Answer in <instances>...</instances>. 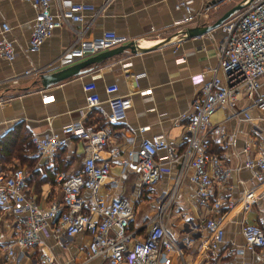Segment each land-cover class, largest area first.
<instances>
[{
  "label": "built area",
  "instance_id": "obj_1",
  "mask_svg": "<svg viewBox=\"0 0 264 264\" xmlns=\"http://www.w3.org/2000/svg\"><path fill=\"white\" fill-rule=\"evenodd\" d=\"M33 6V16L27 34L25 50H37L42 39L53 28L66 26L73 33L72 41L60 52L72 59L92 54L100 49L125 42V35L102 31L98 37L83 36L85 27L78 28L73 22L85 24L102 13L110 0H99L93 4L84 0H26ZM238 0H174L173 8L180 14L173 19L175 25L200 22L220 2L233 4ZM222 36L216 44L215 64L204 72L199 90L191 99L186 111L184 144L178 147L159 134L142 137L134 147L116 151L105 147L106 132L102 127L73 118L58 131L48 129L42 133H31L32 154L50 155L67 144L72 137L83 141L80 169L66 173L55 171L53 177L59 184V198L45 205L34 201L25 192L26 171L15 165L0 171V210L12 216V237L5 244L3 264H14L17 253L14 245L30 251V264H59L49 248H36L41 242L39 232L48 233L57 245H64L66 238L83 232L87 235L84 257L73 264L99 257L98 264H184L181 246L167 229V217L173 212V196L180 178L187 177L190 188L187 199L202 204L207 210L216 211L198 219L186 217L190 229L202 227L205 234L199 237L204 250L215 252L222 240L225 210L232 201L223 197L216 189L231 173L244 168L252 183L247 186L237 178L238 203L242 211L249 209L258 198L264 201V130L251 122L253 134L246 133L236 142L237 126L227 128L223 120L210 122L208 115L217 105L230 109L225 119L231 116L235 122L248 120L249 108L257 111V121L264 122V0H247L219 23ZM8 23L0 19V56L12 59L14 41L6 32ZM24 69V73L33 71ZM82 82L84 105L96 107L108 122H118L129 105L128 93L118 94L117 85L106 84L107 93L100 105V97L94 90V77ZM145 89L139 90L144 91ZM43 95L42 99H50ZM245 104L236 108L238 99ZM209 141L221 147L218 151L209 148ZM163 150L164 158L157 157ZM231 158V161L230 159ZM226 159V160H225ZM135 174L137 186L131 197L112 194L108 197L99 192V186L109 173L112 161ZM230 161V162H227ZM187 168L189 170L187 171ZM170 169L174 170L171 187L155 199V208L142 220V231L129 228L134 200L152 188ZM243 246L253 250L264 264V217L257 220H240L239 226ZM41 244V243H40ZM172 255L177 257L173 263ZM210 264H235L232 258L217 259Z\"/></svg>",
  "mask_w": 264,
  "mask_h": 264
},
{
  "label": "crops",
  "instance_id": "obj_2",
  "mask_svg": "<svg viewBox=\"0 0 264 264\" xmlns=\"http://www.w3.org/2000/svg\"><path fill=\"white\" fill-rule=\"evenodd\" d=\"M84 1L95 5L99 3V0ZM173 2L174 0H110L102 13L96 15L89 24H85L86 17L82 21L73 22L74 27L86 26L83 36L87 39L98 37L102 31L125 35L128 39L138 40V43H149L167 36L169 39L140 51L118 52L96 62L88 70L42 87L38 81L40 71L56 69L76 60L66 54L60 55L72 41L73 33L66 26L55 27L42 39L37 50L28 52L25 50V44L33 16L32 4L26 0H0V19L8 23L6 34L14 41L12 59L0 56V136L6 130L14 128V125L17 126L15 132L22 137V128L30 134L42 133L48 129L58 131L67 121L81 118L87 124L104 128L105 147L118 152L126 147H134L140 138L154 134H159L170 143L182 147L185 113L191 99L199 90L201 78L198 72H204V78L207 69L215 64L216 44L222 36V30L218 24L199 34L181 36V33L176 31L180 25L173 23L180 10L173 8ZM229 5L231 4L220 2L202 21H191L187 25L208 23ZM28 67H33V71L24 73V69ZM92 73H97L93 79L94 90L101 99L102 107H105L103 99L107 93L103 88L106 84H116L118 94H129L130 102L120 121L108 123L96 107L87 108L84 105V90L81 84L88 80ZM145 88L146 90L139 91ZM43 95H51V98L43 100ZM244 104L243 98L238 99L235 107H242ZM230 109L225 106L218 107L212 117L219 118L222 115L220 120L224 118L223 122L227 128L237 126L238 144L246 133H254L251 122L264 130V122L257 121L254 117L257 114L255 109H248L247 113L252 115L250 121L242 120L237 123L231 116L225 119ZM82 144L81 139L72 137L66 145L50 155L37 156L31 151L29 155L34 157L32 165L24 169L26 194L41 205L59 198V184L53 177V170L59 167L66 173L79 171ZM209 148L214 151L221 149L213 141H209ZM156 156L163 159V150H158ZM229 159L231 161V158ZM16 164L23 168L26 165L25 162L19 163L16 156L0 155V171H6ZM174 173V170L170 169L152 188L134 200L129 228H135L138 234L141 233L142 220L152 213L155 199L171 187ZM237 178L242 179L247 186L252 183L248 172L241 168L238 172L228 175L216 188L219 194L228 197L232 204L228 208L218 210L226 209L222 240L215 252L204 250L203 246L199 245V237L205 234L202 227L190 229L184 222L186 217L174 219L177 214L198 219L202 215L216 212L208 211L204 205L188 200L190 183L186 175L180 178L173 196V223L167 229L181 246L184 264H210L214 260L226 258H232L235 264H262L256 248L250 250L243 246L239 226L241 219L253 221L264 217V201L258 198L249 209L242 211L238 203ZM136 186L135 174L121 169L114 160L108 175L99 186V192L107 197L112 194L131 197ZM11 222L12 216L0 210V264H3L5 244L12 237ZM38 235L41 244L36 248L45 250V244L59 264H73L83 259V248L87 241L85 233L78 232L67 237L62 246L57 245L48 233L39 232ZM14 249L17 253L14 264H30V251L15 245ZM99 261V257H92L84 260L82 264H98ZM172 261L176 263L177 257L172 255Z\"/></svg>",
  "mask_w": 264,
  "mask_h": 264
},
{
  "label": "water",
  "instance_id": "obj_3",
  "mask_svg": "<svg viewBox=\"0 0 264 264\" xmlns=\"http://www.w3.org/2000/svg\"><path fill=\"white\" fill-rule=\"evenodd\" d=\"M247 0H238L235 3L226 7L219 15H217L212 21L208 23H200L194 25H182L177 26L176 31L181 33V36H190L194 34H199L218 25L222 20L228 17L232 12L239 9ZM169 39V36L157 39L155 41H150L145 45H140L136 39H127L123 43L100 49L92 54L86 55L85 57L71 61L61 67L48 71H40L38 73V81L42 87H46L52 83L60 81L68 76L78 74L85 70H88L96 62L109 57L118 52L128 50L130 52L140 51L149 47L159 45L160 43Z\"/></svg>",
  "mask_w": 264,
  "mask_h": 264
},
{
  "label": "trees",
  "instance_id": "obj_4",
  "mask_svg": "<svg viewBox=\"0 0 264 264\" xmlns=\"http://www.w3.org/2000/svg\"><path fill=\"white\" fill-rule=\"evenodd\" d=\"M108 123H113V122H108ZM95 127H99V126H95ZM16 128L17 126L15 127L14 125V128H10L9 130H6V132L0 136V155L1 157L6 155L16 156L19 163L21 162L26 163L24 169H27L30 168L34 159L33 156L29 155L33 148L31 142V134L22 128L21 129L22 137H19L15 132ZM58 169L61 168L57 167L53 170V175L55 171ZM32 172L34 173L35 171L32 170Z\"/></svg>",
  "mask_w": 264,
  "mask_h": 264
},
{
  "label": "rangeland",
  "instance_id": "obj_5",
  "mask_svg": "<svg viewBox=\"0 0 264 264\" xmlns=\"http://www.w3.org/2000/svg\"><path fill=\"white\" fill-rule=\"evenodd\" d=\"M218 107H223L222 105H217V106H215V108L212 110V112L208 115V118H209V120H210V122H215V121H219L221 118H222V115L219 117V118H213L212 117V114L218 109ZM215 115V113L213 114V116ZM180 217H182V218H185V217H188V216H186V215H176V216H174V219H176V218H180ZM167 219H169L168 221V228H169V225H171L173 222H172V217H171V214L167 217Z\"/></svg>",
  "mask_w": 264,
  "mask_h": 264
},
{
  "label": "bare ground",
  "instance_id": "obj_6",
  "mask_svg": "<svg viewBox=\"0 0 264 264\" xmlns=\"http://www.w3.org/2000/svg\"><path fill=\"white\" fill-rule=\"evenodd\" d=\"M146 41H141V42H139V44L140 45H145V44H147V42L145 43Z\"/></svg>",
  "mask_w": 264,
  "mask_h": 264
}]
</instances>
